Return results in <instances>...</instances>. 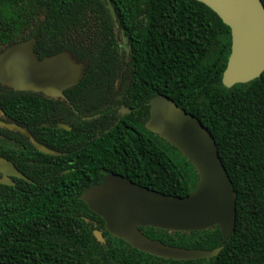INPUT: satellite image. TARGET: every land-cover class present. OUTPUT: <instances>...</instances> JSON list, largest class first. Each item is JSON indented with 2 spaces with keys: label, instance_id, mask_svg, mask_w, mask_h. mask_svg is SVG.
<instances>
[{
  "label": "trees",
  "instance_id": "16d2710c",
  "mask_svg": "<svg viewBox=\"0 0 264 264\" xmlns=\"http://www.w3.org/2000/svg\"><path fill=\"white\" fill-rule=\"evenodd\" d=\"M30 38L39 59L68 51L83 64L80 81L69 88L81 93L67 94L79 115L67 111L78 123L55 125L52 109L63 107L62 100L1 84L0 121L22 126L51 149L80 138L90 147L89 168L185 197L198 183L194 167L145 127L149 100L166 96L213 137L234 190L235 226L228 239L217 226L139 228L171 246H222L212 258L174 261L140 252L109 234L79 199L90 184L73 182L70 169L59 168L63 156L41 153L28 137L0 127V157L31 180L0 184V264H264V71L248 83L222 85L230 29L211 9L196 0H0V51ZM120 104L132 111L120 113ZM87 129L105 133L89 141L80 134Z\"/></svg>",
  "mask_w": 264,
  "mask_h": 264
},
{
  "label": "water",
  "instance_id": "95a60500",
  "mask_svg": "<svg viewBox=\"0 0 264 264\" xmlns=\"http://www.w3.org/2000/svg\"><path fill=\"white\" fill-rule=\"evenodd\" d=\"M196 1L211 9L230 29V53L222 73V85L231 88L258 78L264 71V6L261 0ZM35 43V39L30 38L0 52V84L19 92H41L51 98H65L63 91L80 81L83 64L75 62L68 51L39 59ZM148 105L146 129L176 148L192 164L198 175L195 189L185 197H175L118 174H109L100 183L85 189L79 199L104 221L109 234L140 252L174 261L215 257L222 246L212 250L181 248L151 239L139 230L152 227L192 232L217 226L222 238L228 239L236 217L233 186L211 134L197 117L166 96L155 95ZM56 126L68 129L62 123ZM0 127L28 137L41 153L59 154L37 142L29 131L15 123L0 121ZM0 175V184L7 186H14L12 178L31 182L10 160L2 157ZM93 234L103 242L99 231Z\"/></svg>",
  "mask_w": 264,
  "mask_h": 264
},
{
  "label": "flooded vegetation",
  "instance_id": "af4514ba",
  "mask_svg": "<svg viewBox=\"0 0 264 264\" xmlns=\"http://www.w3.org/2000/svg\"><path fill=\"white\" fill-rule=\"evenodd\" d=\"M13 44H15V43H12V44H9V45L5 46L0 52H2L8 46H11ZM75 85H73V86H75ZM117 85L118 86H124V85L128 86L129 84L118 83ZM3 86H6V85H3ZM6 87H8V86H6ZM69 88H67V89H65L63 91V94H64L65 98L58 97V98H51V99L62 100L65 103V105L63 107H58L57 106V107H54L52 109L53 111H55L57 113V115L59 117V120H60L59 122H56L55 125L57 123H62L64 125H66L68 127V129H71V125L78 123V120H76V118L73 115L68 113L67 108H70L74 112V114H76V115H79V113L77 112V110L73 106V104L70 101V99H69L67 94H69V96H73L74 94L81 93V92L72 91ZM31 93H36V94H39V95H43L44 97H47L41 92H31ZM118 93H123V90H120ZM31 101L34 102V100H31ZM75 102L78 103V100H75ZM124 108L127 109L128 111L127 112H123L122 110ZM131 111H132L131 109L126 108L123 104H120V106H119V112L120 113L127 114V113H130ZM0 116H3V112L1 113V111H0ZM95 117H97V114H95L93 116H89V117H84L82 119L90 120V119L95 118ZM64 120H66L68 122V124L65 123ZM4 122H6V121H4ZM50 125L51 124L49 122L46 123V127H48ZM104 133H105V131H101L99 129L80 130V134H82V135L84 134L83 136L88 137L89 139H87V140H89V141L92 140L93 137L97 138L101 134H104ZM41 139L43 141L47 142V143H51V142L48 141L46 136L41 138ZM37 142H39V141H37ZM82 142H84V141L80 140V138H76L74 142L68 141L64 145H63V141H59L57 146L61 147L62 150L51 149L47 145L42 144V143L41 144L45 145L49 149L54 150V151L59 153L57 155H52V156H63L62 159H61L62 162L60 163V165H59L60 167L59 168L67 170V171L70 169L67 176L70 177L73 180V182L82 183L83 185L84 184H90L89 187H91L92 185H95V183H93V182L99 178V175L102 176V179H103L105 176L109 175V173L108 172H103V170L101 171V173H99L98 167H96V168L90 167L92 169V170H90V168L87 165H85L93 157H91V154L89 153L90 147L87 146V145H84ZM67 143H69V144H67ZM0 177H1V175H0ZM96 184H98V183H96ZM87 188H84L82 190V192L85 189H87Z\"/></svg>",
  "mask_w": 264,
  "mask_h": 264
},
{
  "label": "rangeland",
  "instance_id": "374dc122",
  "mask_svg": "<svg viewBox=\"0 0 264 264\" xmlns=\"http://www.w3.org/2000/svg\"><path fill=\"white\" fill-rule=\"evenodd\" d=\"M121 45H122V47L124 48V49H127V47H126V41L122 38V40H121Z\"/></svg>",
  "mask_w": 264,
  "mask_h": 264
}]
</instances>
